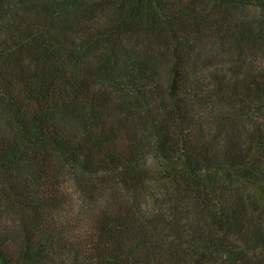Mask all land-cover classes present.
Listing matches in <instances>:
<instances>
[{
  "label": "trees",
  "instance_id": "1",
  "mask_svg": "<svg viewBox=\"0 0 264 264\" xmlns=\"http://www.w3.org/2000/svg\"><path fill=\"white\" fill-rule=\"evenodd\" d=\"M0 264H264V0H0Z\"/></svg>",
  "mask_w": 264,
  "mask_h": 264
}]
</instances>
